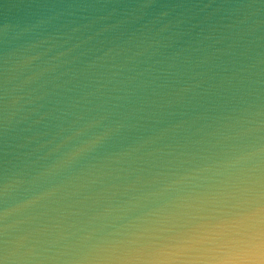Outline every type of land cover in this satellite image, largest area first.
Instances as JSON below:
<instances>
[{
    "label": "clouds",
    "instance_id": "obj_1",
    "mask_svg": "<svg viewBox=\"0 0 264 264\" xmlns=\"http://www.w3.org/2000/svg\"><path fill=\"white\" fill-rule=\"evenodd\" d=\"M190 7L0 24V264H264V0Z\"/></svg>",
    "mask_w": 264,
    "mask_h": 264
},
{
    "label": "water",
    "instance_id": "obj_2",
    "mask_svg": "<svg viewBox=\"0 0 264 264\" xmlns=\"http://www.w3.org/2000/svg\"><path fill=\"white\" fill-rule=\"evenodd\" d=\"M105 0H0V24L22 18L35 11V5L41 3H104ZM109 4H122L127 0H107ZM178 2L191 6L189 11L194 13L193 23L203 21L204 18L217 6L234 5L237 3H250L251 0H178ZM208 5L207 8L204 6ZM201 9H203L201 11ZM220 13H217L219 15ZM199 29H193V32Z\"/></svg>",
    "mask_w": 264,
    "mask_h": 264
}]
</instances>
